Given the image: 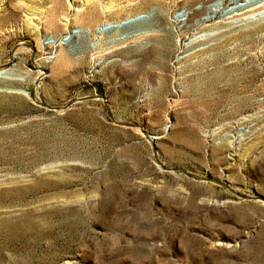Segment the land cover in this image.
Masks as SVG:
<instances>
[{"label": "rangeland", "instance_id": "rangeland-1", "mask_svg": "<svg viewBox=\"0 0 264 264\" xmlns=\"http://www.w3.org/2000/svg\"><path fill=\"white\" fill-rule=\"evenodd\" d=\"M227 1L0 0V264H264V0Z\"/></svg>", "mask_w": 264, "mask_h": 264}, {"label": "bare ground", "instance_id": "bare-ground-1", "mask_svg": "<svg viewBox=\"0 0 264 264\" xmlns=\"http://www.w3.org/2000/svg\"><path fill=\"white\" fill-rule=\"evenodd\" d=\"M249 2H252V1H255L254 3H252V5L253 4H255V3H257V2H262L263 0H248ZM228 2V5H232V6H234V9L232 10V12L233 11H235V12H237L238 10H240L242 7H239V3H242V2H246V0H228L227 1ZM263 4V3H262ZM261 5V4H260ZM259 6V5H258ZM255 7V6H254ZM264 7V6H263ZM263 7H258L259 9L261 8H263ZM244 8V7H243ZM247 8V7H246ZM249 9V8H248ZM257 9V8H256ZM253 10V9H252ZM250 11V10H249ZM234 12V13H235ZM244 12H246V11H244ZM258 12V11H257ZM261 12V11H260ZM40 13V12H39ZM240 14V13H239ZM50 20V19H49ZM49 25H51V26H57V23H56V21L55 20H53V19H51V21L49 22ZM19 50V49H18Z\"/></svg>", "mask_w": 264, "mask_h": 264}]
</instances>
